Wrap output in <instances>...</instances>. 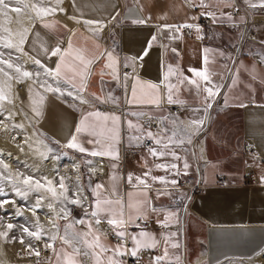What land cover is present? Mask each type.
Here are the masks:
<instances>
[{
	"label": "crops",
	"instance_id": "crops-1",
	"mask_svg": "<svg viewBox=\"0 0 264 264\" xmlns=\"http://www.w3.org/2000/svg\"><path fill=\"white\" fill-rule=\"evenodd\" d=\"M74 2L75 6H73V0H63L60 6L65 9L64 13L57 11L54 15L44 18V22L54 24V28H44L42 22L36 17L33 21L31 20L27 28L32 31L24 49L29 54V59L35 56L46 65L54 67L57 58L53 57L49 60L41 54V43L46 44L49 48L57 43L66 47L69 30L74 29L77 33L76 42L80 46L93 48L94 44H99L100 51H104L106 48L103 42L104 33L101 31L98 37H94L89 31V27L83 24V19L105 22L116 12H120L121 3L126 4L125 12L119 17L123 22L119 29V48L114 47L120 61L116 66L120 79L112 78L111 70L104 69L103 60L90 66L92 71L87 78V93L89 95L107 96L110 92L116 98V103L109 102L112 109L99 110L114 112L121 116V134L118 138L120 142L117 145L119 159L113 161L110 158H104L102 167L95 166L97 170L103 168V171L89 184L87 212L90 213L91 205L95 199L91 188H94L96 183L105 186L102 190L105 197L110 194L113 183H115L120 198L127 202V194L131 192L133 202H135L136 199H143V196L140 195L142 187L134 188L129 184L127 182L128 174L143 176V173L151 168L152 176H166L168 173L157 170L155 164L175 162L181 169V173L178 176L171 175L169 179H176L178 185L175 187L168 185V194L159 195L157 190L163 191L165 186L154 183L148 178L152 185L148 192L150 207L139 219L148 220L150 227L141 228L132 223L128 224L125 226L126 236L130 237L138 235L141 231H146L154 235L157 240L162 241V232H177L175 237H171V242L178 244L179 248H172L171 244L168 246L171 264H175L177 255L181 257V264H220L231 260L258 258L256 253L264 248V185L260 183V177L264 175V65L255 61L250 53L257 52L260 56L264 55V43H262L264 41V23L252 25L254 41L243 40L240 43V54L231 61L227 49L238 43L240 36L238 23L243 15H233L232 21L222 18L220 13H229L232 7H225L218 0H209L211 8L192 7L187 0H74ZM195 3L199 5L200 0H195ZM235 5H245L244 0H235L233 6ZM209 10L217 12V22L220 23L214 27V36L210 38L203 36L201 27L199 35L202 36V39H197L198 33L195 28L190 29L188 34L176 33L180 36L176 40L169 38L170 34L167 30L158 31V26L165 23L199 25V15ZM69 16L82 18L81 22L76 23L69 19ZM149 17L147 25L131 23V18ZM233 21L234 27L231 26ZM65 25L67 28L64 27ZM154 30L159 35V43L153 44L149 55L143 61H137L134 73L132 68H128L130 78L124 80V74L120 73L124 57H132L142 52ZM36 33H39V36H36ZM173 48L177 51L173 52ZM205 48L209 49L207 53L203 51ZM221 52L225 55L221 56ZM205 55L209 59V69L217 73L213 79L220 83L222 74L224 77L222 83L225 87L222 89L221 95L216 98L213 108L209 110L210 119H207L203 130L193 138L191 144L193 150L194 142L198 143L197 157L195 151L191 153L185 144L183 148L174 149L181 156V160L172 161L170 156L157 159L150 155L149 148L158 146L153 140L148 139L149 143L146 147L136 150L133 156L121 159V143L130 144L129 136L133 135L134 131L129 130L127 121L132 120L134 123H139L136 116L131 115L132 112H140L144 109L156 118L166 114L167 109H170L172 105H176L178 106L176 116H181V121L187 122L195 117H204L203 94L197 96L194 86L178 85L177 76L173 75L170 78L171 82L178 85L179 88L175 92L174 98H179L185 103L168 104L164 88V84L167 82L162 81L169 65L172 66L174 73L180 72L184 76L195 79L189 69L199 70L204 67L203 57ZM254 65L255 69L253 70ZM102 75L103 80H101ZM133 75L140 78L141 84L148 82L160 86L159 94L164 96V102L159 107L128 103V99L131 97L133 85L131 77ZM233 76L236 77L237 83L229 89L227 85L231 84ZM28 84L30 82L25 84L19 95L20 107L47 138L52 142L59 141L56 143L58 145L65 144L70 139L82 112L91 109L88 106L73 107L71 98L61 99L57 95L47 93L41 107V115L35 118L29 103ZM141 84H137L138 95L141 91ZM225 93L229 98V104L226 107L223 106ZM241 102L246 107H240ZM76 103L78 104V102ZM121 103L127 107L124 113H119L114 109ZM193 108H199L201 111L194 114ZM150 130L159 131L156 128ZM86 140L87 137L83 135L79 137V141L85 147L91 148L92 146L87 145ZM244 141L252 144L251 151L243 152L241 150ZM70 150L90 157L73 149ZM196 159L201 163L198 172L202 186L199 191L191 193V188L186 186L184 180L192 175L194 177L195 163L197 167ZM184 160H187L190 165L186 174L183 170ZM112 163L117 164L115 169L111 167ZM245 170L257 178L256 183H245L242 175ZM113 176H115V181L111 179ZM219 176L222 177V183H218ZM188 197L191 199H187ZM185 205H187L186 210ZM153 207L159 211L153 212ZM164 210H179L178 222H173L169 229H162L157 224L158 219H163ZM137 215L133 210L132 219H137ZM85 217L86 213L83 212L79 219ZM125 218H127V212ZM101 223H105L115 233L106 220ZM93 226L94 229L99 227L94 224V221ZM80 227V230L87 231L85 225H80ZM101 236L102 243L107 247L114 248L119 243L109 239L102 231ZM126 240V246L131 248L133 246L131 239ZM54 246L59 251L62 244L60 242ZM163 247V243H160L155 249H143L137 257L133 258H138L139 264H150L152 257L163 254ZM143 251H147L149 255H141ZM49 264H55L53 251L49 257Z\"/></svg>",
	"mask_w": 264,
	"mask_h": 264
},
{
	"label": "snow or ice",
	"instance_id": "snow-or-ice-1",
	"mask_svg": "<svg viewBox=\"0 0 264 264\" xmlns=\"http://www.w3.org/2000/svg\"><path fill=\"white\" fill-rule=\"evenodd\" d=\"M187 2L192 7H203L211 8V3L209 0H200L199 5L195 3V0H187ZM225 7H233L235 0H218ZM63 0H54L55 6L45 5V0H33L29 3L28 0H0V46L8 49H15L16 52L21 53L24 56L29 54L24 50V45L29 39V34L32 31L29 28H22L13 30L8 25L12 22V16L10 13L16 14V23H20V14L22 12L27 16L25 10L30 9L35 13L36 18L42 22V26L46 29L54 28V24L44 22V18L49 15H54L57 11L64 13L65 9L61 7ZM244 4L249 10L264 9V0H244ZM73 6L75 2L73 0ZM211 17L213 22H217V12L216 11H206L201 13ZM120 13L116 12L107 21V24L103 20H93V19H83V24L89 27V31L94 37H98L99 33L104 30L107 25L113 22L122 23L120 21ZM222 18H226L229 21L233 20V13H220ZM71 20L80 23L82 18L76 16H69ZM28 19H32L28 16ZM149 18H131V23L133 25H147ZM241 22L244 21V17L240 18ZM234 23V21H233ZM67 28V26H64ZM195 28L198 35L197 39H202L199 35L200 26L193 23H181V24H162L158 26V31L167 30L169 32V38L172 40L179 39L180 36L176 33H181L183 29H193ZM39 36V33H36ZM77 33L74 29L69 30L68 39L66 47L57 43L55 46L49 48L46 44L41 43L40 53L43 54L47 59L51 60L53 57L57 58L55 66L51 67L46 65L40 58L35 56L30 57L32 63L36 66L35 71L26 70L22 63H19V57L15 60L12 58L11 53L9 58H4V53L0 52V74L5 78L0 81V114H2V104L4 102L12 103L13 100L9 93L12 87V81L16 83H24L25 81H30L27 86V91L29 93V103L31 106V111L35 118L41 115V107L45 101V94L51 93L57 95L59 98L64 97L71 98L73 107L78 106H88L91 110H84L82 112L81 118L76 122L73 133L70 139L67 140L65 144L62 145L63 148L73 149L79 153L87 154L92 158H100L98 162L103 163L104 158H110L113 161L119 159V149L117 145L119 144V136L121 134L120 122L121 116L115 114L114 112H105L99 110L96 107L97 103L107 104L109 102L116 103V98L112 96L109 92L107 96L87 93V78L91 74V67L97 61H104V69H110V74L113 79L119 80L120 76L117 72L116 66L120 63L116 56L115 49L105 48L104 51H100L99 44H94L93 48H87L80 46L76 42ZM157 40L156 35H152L147 41V45L144 50L137 53L135 56L128 57L125 56L123 60V67L132 68L133 73L135 72L137 60L143 61L146 56L149 55V50L152 48L153 44ZM264 43V41H262ZM176 52V49H172ZM204 53H207L209 49L205 48ZM221 56L225 55L223 52L220 53ZM231 59V57H229ZM259 62L264 64V55L259 58ZM235 63V62H233ZM209 59L205 55L203 57V65L201 69H192L189 71L193 73L195 79L184 76L183 73L173 71L171 65L168 66L167 71L163 75V81L167 82L164 84L166 89V100L168 104H184L185 101L179 98H174V94L179 90L178 85L181 86H194L196 89L197 96L203 94V113L204 117H195L187 122L181 121L179 117L174 116H161L158 123V132H153L150 130L151 121L154 117L150 113L143 111L132 112V116L144 117L148 116V120L145 121L149 125V129L146 130L144 125L141 123H134L132 120H128L129 130H134L133 135L129 136V143H135L137 146L144 139H151L154 141L155 145L158 147H150L149 153L152 157L161 159L164 157H171L172 161L181 160V156L174 150L175 148H183L185 144H192L193 138L198 135L202 130L207 121L210 119L209 110L213 108V104L216 98L221 95L222 89L225 85L222 83L224 77L220 75V83L213 79L217 73L211 71L208 67ZM255 65L253 66V70ZM239 70L237 69V72ZM173 75L177 76L178 85H174L171 82V77ZM130 77L128 73L124 74V80H128ZM133 85L131 90V97L128 99V103L131 104H148L159 107L164 102V96L160 95V86L156 83L144 82L141 84L140 78L133 75ZM103 80V75L101 76ZM237 83L235 76L232 77L231 84L227 85L231 89ZM137 84H141L140 94H137ZM42 90V91H41ZM16 99H19L17 96ZM211 101V102H210ZM78 102V104L76 103ZM229 104L228 94H224L223 106L226 107ZM240 107H246L242 102ZM201 109L193 108L192 112L198 113ZM15 115L13 112H9L8 115L4 116V120H8L11 116ZM27 118V116H26ZM168 121L174 127L170 128L164 122ZM4 123L0 120V124ZM32 121L29 119V125ZM8 125L5 124V128ZM13 128L24 129L25 125L13 124ZM37 133L33 132L32 136H36ZM43 135V134H40ZM83 135L87 137V145H91V148L85 147L79 141V137ZM15 139V137H13ZM31 137H26L25 143L28 144ZM37 148L36 151L39 155L47 160L49 154L54 152V149L45 142V140L40 139L36 141ZM53 143H59V141H53ZM31 147V145H29ZM23 151V148L20 149ZM67 154V153H65ZM3 153L0 152V157ZM10 155V154H9ZM52 160L59 159L56 155H51ZM88 165L93 164V160H87ZM0 166L3 167L4 171L0 172V210H5L4 206L9 203L15 204V201H10L7 199L8 192L6 191V184L10 186L12 192L15 196L27 200L31 193H41L42 190L51 194V201L47 203V208L51 210L54 215L50 218V223L54 231L49 237V242L45 243L46 248L52 249L55 256V264H84V260H88L91 264H123V261L119 259L125 255H131L132 257H137L141 250L143 249H155L160 243H163V254L159 256L152 257L150 264H171L169 259V244L172 248H179V245L171 242V237H175L177 232L167 231L162 232V241L157 240L154 235L146 231H141L138 235L126 236V225L133 223L132 211L138 214L137 219L144 215L146 209L150 207V201L148 200V192L151 190L152 185L149 183L151 179L154 183H160L165 186L163 191L157 190L159 195H167V187L171 185L173 187L178 185L176 179H169L171 175H180L181 169L175 162H165L156 163L155 168L157 170H162L168 175L166 176H152L151 168L143 173V176H133L129 173L127 177V182L133 185L134 188L142 187L140 195L143 199H136L133 202V194L129 192L128 200L125 202L123 198H120L119 192L116 188L115 183H113L110 194L105 197L102 190H104V185L101 183H96L94 188H91L93 196L95 197L90 213L86 210V217L75 220L64 225L63 233L60 234L59 220H67L69 213L67 210V205H78L84 206L85 201L88 197L84 194V189L80 183V177L77 175L74 182L69 181V177L65 175H60L57 171V176L59 177L58 182L54 179H49L47 176H41L39 179L32 175H24L21 173H16L15 175L9 173L5 175L4 173L8 171V165L4 163V160L0 158ZM73 171L79 173L80 165L73 164ZM111 167L115 169L117 167L116 163H112ZM190 165L187 160L183 162V170L186 174ZM89 172L93 175L96 174L97 170L95 167H90ZM115 181V176L111 177ZM260 183L264 185V175L260 177ZM71 191L72 195L69 196L68 193ZM48 197L44 195H37L36 201L32 204L29 210L32 215L36 217L33 221L31 228L28 226H20L21 235L17 237L15 235L14 229L16 226L13 223H0V238H2L6 243L19 242L25 245L29 256H40V251L33 245L32 240L41 241L46 235L45 229L40 223L39 216L37 215V210L41 209L44 202ZM187 199H191L188 197ZM59 206V210H57ZM187 205H185V210ZM153 212L159 211L156 208H152ZM178 211L164 210L165 215L163 219H158L157 224L162 229H169L173 222H178L179 216ZM127 212V218H125ZM17 216L23 215V212L17 208ZM146 218V217H145ZM3 216H0V222L3 221ZM103 220L109 226H112V230L115 232L119 243L114 248L107 247L102 243L101 230L96 227L94 229L93 221L96 226H99ZM75 225H85L87 231L77 230ZM34 229V230H33ZM124 229V230H121ZM11 234V235H10ZM131 239L132 247L128 248L126 246L125 240ZM59 240L62 247L59 251L55 248V242ZM264 252V249H261ZM257 252L256 255H259ZM83 258V259H82ZM175 264H181V257H175Z\"/></svg>",
	"mask_w": 264,
	"mask_h": 264
},
{
	"label": "rangeland",
	"instance_id": "rangeland-1",
	"mask_svg": "<svg viewBox=\"0 0 264 264\" xmlns=\"http://www.w3.org/2000/svg\"><path fill=\"white\" fill-rule=\"evenodd\" d=\"M28 2L31 3L33 2V0H28ZM45 5L55 6L54 0H45ZM125 5L126 4L123 3L120 4L121 8L119 13L121 14V16L123 15V12H125ZM25 11L27 12V16L24 12H22L19 17V24L16 23V14L10 13V16H12L13 19L8 26L14 31L17 29L27 28L31 20L33 21V19L36 17L35 13L30 9ZM28 16H31L32 19H28ZM122 24L123 22L119 25V27H117L115 33L107 34V32L105 34V36L103 37V42L106 48L112 49L111 47L107 46L108 41H114L115 48H119V29ZM0 52L4 53L5 59L9 58L10 53L14 60L16 57H19L18 62L22 63L26 70H37L36 66L32 63L31 59H29L28 56H24L21 53L16 52L15 49H8L0 46ZM4 79L5 78L2 76V74H0V81H3ZM27 82L30 81H25L24 83H16L15 81H12V87L9 95L12 98L13 102H4L2 104V114H0V120H3L4 123L0 124V152H2L3 155L0 158H2L4 160V163L8 165V171L4 174L8 175L9 173H11L15 175L16 173H21L24 175H32L37 179H39L41 176H47L49 179H54L58 182V171L60 175H65L69 177V181H66L69 183L74 182L76 180L77 175H79L80 183L82 184L84 189V194L88 197L89 184L93 181L94 178L100 175L101 171H103V168L101 170L96 169L97 172L95 175H93L89 172V168L91 166L94 167L95 163H93L92 165H88L86 161L93 160V162H95V160L98 158L90 159V157L83 156L71 151L70 149L63 148L62 145L53 143L36 127L32 119L20 107L19 99H16V97H19L20 93H22L23 88ZM140 111L147 112V110L144 109ZM9 112H13L15 113V115L11 116V118L8 120H4V116L8 115ZM177 117L182 120L181 116ZM29 119H31L32 121L31 125H29ZM136 119L137 121H139V123L143 124L145 128L149 129V127L146 126L145 123L141 122L142 119H147L146 117H136ZM21 123L25 125L24 129L12 127L13 124ZM5 124L8 125L7 128H5ZM33 132H36L37 135L32 136ZM13 137H15V139H13ZM26 137H31L28 144L25 143ZM40 139L45 140V142L48 143L54 149V152L52 154H49V158L47 160H44L36 151V148L38 146L36 141ZM29 145H31V147ZM21 148H23V151L20 150ZM51 155H56L59 157V159L52 160ZM77 163L80 165L79 173L73 171L72 167L73 164ZM3 171V167L0 166V172ZM5 184L6 191L8 192L7 199H9L10 201H15V204H6L4 206L5 210H0V216H3L4 218L3 221L0 223H13L16 226V228L14 229L15 235L19 237L21 235L20 226H28L31 228L33 221L36 219V217L32 215V212L29 210V208L32 204L35 203L37 195L42 194L48 197V199L44 202L42 208L37 210V215L39 216L41 225L45 229L46 235L42 238L41 241L32 240L31 242L34 246L38 243L43 244L49 242V237L54 231L50 223V218L54 215V213L47 208V203L51 201V194L42 190L41 193H31L28 199L24 200L15 196L10 186H8L6 182ZM68 195H72L71 191H69ZM87 200L86 205L84 204V206L72 204L67 205V210L69 213L68 219L59 220L58 222L60 226V234L63 233L65 224L78 220L83 214V212L86 213ZM17 208H19L23 212V215L17 216L15 214ZM57 210H59V206H57ZM75 227L77 230H80L81 228L80 225H75ZM58 243H60L59 240L55 242V244ZM21 250H26L25 245L20 244L18 241L6 243L2 238H0V264H19V261H22L20 260V257L18 255ZM220 264H264V261H261L260 258H250L246 260H231Z\"/></svg>",
	"mask_w": 264,
	"mask_h": 264
},
{
	"label": "built area",
	"instance_id": "built-area-1",
	"mask_svg": "<svg viewBox=\"0 0 264 264\" xmlns=\"http://www.w3.org/2000/svg\"><path fill=\"white\" fill-rule=\"evenodd\" d=\"M230 12L233 13V15H243V17H244V21L241 22V20H240L238 23L240 26V36H239L237 45H235L234 47L232 46V47L227 49L229 54H230V57H231L230 60L232 61L235 57H237L240 54V43L243 40L244 41L245 40L254 41L252 25H254L256 23H264V10H261V9L260 10H258V9L249 10L246 5H235L230 9ZM108 20L105 21L106 24H107ZM120 24L121 23L113 22L112 24L107 25L103 30L104 35L107 32H108L107 34L115 33L117 27H119ZM198 24L200 25V27L202 29L203 36L205 38H210V37L214 36V27L219 25L220 23L219 22L214 23L210 17L200 14L199 18H198ZM233 25H234V23L231 24V26H233ZM189 32H190V29H183L182 30L183 34H188ZM152 35L157 36V40L155 41V43L158 44L159 43V35H158L157 31L154 30ZM107 46H109L113 49L115 47L114 41H108ZM250 56L257 62H259V58L261 57L259 55V53H257V52L250 53ZM137 61H139V60H137ZM120 73L121 74L129 73V69L125 68V67H123V65H121L120 66ZM96 107L99 109H112V107L109 103H107V104L97 103ZM126 108L127 107L125 106L124 103H122L118 107H114V109L116 111H118L119 113H124ZM177 110H178V107L176 105H172L170 109H167L166 114H164L162 116L177 117L176 116ZM145 117L147 119H145V120L142 119L143 123H145V121L148 120L147 116H144L142 118H145ZM160 117L161 116L156 117V118L154 117V119L151 121V127L150 128L159 129L158 123H159ZM164 123L167 124L170 128L174 127V125H171L168 121H165ZM145 125L149 127V125L147 123H145ZM148 143H149L148 139H144L141 143H139L138 146L135 143H133V144L121 143V147H120L121 159H123L124 157H127V156L134 155L136 153V150L146 147L148 145ZM194 144H195L194 150H193V147L191 144H187L186 147H187V149H189L191 151V153L195 151L196 157H197L198 143L195 141ZM252 149H253V146L248 141H244L241 145V150L243 152L251 151ZM196 161H197V167H196V163H195V175H194V177L189 176L184 180V183H186V186L191 188V193L199 191L201 189V186H202L200 181H199V172H198V169H200L201 163H200V161L198 162L197 159H196ZM242 175H243V178L245 180V183H247V184H254L257 182V178L252 173H250L246 170L242 172ZM222 182H223L222 177L219 176L218 183H222ZM133 221L134 222L132 224H135L141 228L150 227V223L148 220L134 219ZM98 228L103 233H105V235L109 239L116 241V242H119L115 233H113L105 223H101ZM125 243H127V240H125ZM35 247L40 251V256L39 257H36L34 255L29 256L27 250H25V251L21 250L18 255L20 257V260H22V261L21 262L19 261V264H49V257L52 254V249L46 248L45 243H43V244L38 243L37 245H35ZM259 252H260V254L257 255L258 258H260L261 261L262 260L264 261V252H261V251H259ZM141 255L147 256V255H149V253L147 251H143V253H141ZM120 259L123 261V264H139L138 258L129 257L128 255L120 257ZM84 264H90V261L84 260Z\"/></svg>",
	"mask_w": 264,
	"mask_h": 264
},
{
	"label": "bare ground",
	"instance_id": "bare-ground-1",
	"mask_svg": "<svg viewBox=\"0 0 264 264\" xmlns=\"http://www.w3.org/2000/svg\"><path fill=\"white\" fill-rule=\"evenodd\" d=\"M102 33H104V31H102ZM178 107V106H177ZM178 111V110H177ZM133 156V155H132ZM99 160H96L95 162H93V163H96V165L95 166H97L98 168H100V167H102V165L103 164H101L100 162H98ZM94 166V167H95ZM91 167H93V166H91ZM97 169V168H96ZM85 205H86V201H85Z\"/></svg>",
	"mask_w": 264,
	"mask_h": 264
}]
</instances>
